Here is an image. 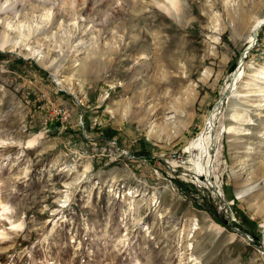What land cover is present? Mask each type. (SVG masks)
I'll return each instance as SVG.
<instances>
[{
    "label": "rangeland",
    "instance_id": "rangeland-1",
    "mask_svg": "<svg viewBox=\"0 0 264 264\" xmlns=\"http://www.w3.org/2000/svg\"><path fill=\"white\" fill-rule=\"evenodd\" d=\"M163 6L0 0V264H264V0Z\"/></svg>",
    "mask_w": 264,
    "mask_h": 264
},
{
    "label": "bare ground",
    "instance_id": "bare-ground-1",
    "mask_svg": "<svg viewBox=\"0 0 264 264\" xmlns=\"http://www.w3.org/2000/svg\"><path fill=\"white\" fill-rule=\"evenodd\" d=\"M169 1V6L173 9V8H176L177 9V0H168ZM164 7V6H163ZM168 8V7H164V10L166 11V12H168L169 14H171V11L172 10H170L171 8ZM173 12V11H172ZM172 15V14H171ZM260 22H262V21H258L257 23H256V26L260 23ZM252 33H251V35L249 36V40H252L253 41V28H252ZM1 46V45H0ZM261 68V67H260ZM259 68V69H260ZM263 68V67H262ZM258 72L259 73H261L262 71H259L258 70ZM236 74V73H235ZM212 124V123H211ZM212 131V130H211ZM201 133V132H200ZM197 139H195L194 141H192V147L193 148H196V149H198L199 150V153L198 154H196V156H195V158H194V160H193V166H194V174L196 175H198L199 177L200 176H202V177H206L207 178V180H209L210 179V177L208 176V174H207V171H208V168H206L205 166H204V163H203V158H204V156L206 155L205 153H206V151H207V148H206V145H205V143H204V134H200L198 137H196ZM209 149V148H208ZM194 157V156H193ZM172 165H174V162H172ZM189 169L188 168H186V169H184V173H183V175H187V171H188ZM192 172V171H191ZM191 174V173H190ZM189 175V174H188ZM192 178H194V175L193 176H191ZM195 179H197V178H195ZM194 180V179H193ZM198 181H199V179H197ZM209 183L212 185V186H217L215 183H214V181H213V179H212V176H211V179L209 180ZM205 185H207L206 183H205ZM208 187H209V185H207ZM219 193L221 194V192H220V190H219Z\"/></svg>",
    "mask_w": 264,
    "mask_h": 264
},
{
    "label": "water",
    "instance_id": "water-1",
    "mask_svg": "<svg viewBox=\"0 0 264 264\" xmlns=\"http://www.w3.org/2000/svg\"><path fill=\"white\" fill-rule=\"evenodd\" d=\"M169 15H171V14H169ZM263 24H264V21H262L260 24H258V26L255 27L254 31H255L257 28L261 27ZM251 46H252V45H249V46L246 48V51H247V52H248V50L251 48ZM247 52H246V53H247ZM246 53H245L244 56H246ZM193 175L195 176V178H199V179H201L204 183H206L207 185H209V187L219 195L220 199H221L223 202H226L225 199H224V198L221 196V194L219 193V190H218L217 186H212V185L209 183V180L211 179L210 170H209V174H208V176L210 177L209 180H207L206 177H202V176L199 177L197 174L195 175L194 172H193ZM229 220H230V219H229ZM230 225H231V227H234L232 223H231Z\"/></svg>",
    "mask_w": 264,
    "mask_h": 264
}]
</instances>
